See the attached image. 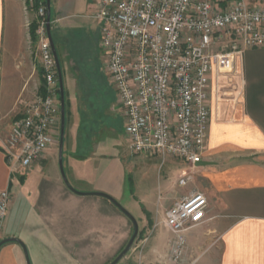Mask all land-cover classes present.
<instances>
[{"label":"crops","instance_id":"crops-1","mask_svg":"<svg viewBox=\"0 0 264 264\" xmlns=\"http://www.w3.org/2000/svg\"><path fill=\"white\" fill-rule=\"evenodd\" d=\"M30 1L0 0V193L11 194L0 243L18 240L0 247V264L113 262L134 226L110 200L91 194H105L121 205L133 202L142 210V228L147 221L141 214L149 216L156 230L145 248L143 264H149L150 255L162 252L159 229L165 227L166 213L196 192L206 196L209 206L204 220L185 234V263L264 264V48L238 56L230 74H212L202 161L208 165L161 158V165L170 164L157 188L129 187L133 153L117 94L107 116L81 109L79 73L68 57L78 37L100 42L102 24L94 17L100 0H50L66 101L62 163L72 190L61 174L60 136L28 169L7 153L13 122L43 84L31 36L37 11ZM34 1L47 7V0ZM136 249L119 264H138Z\"/></svg>","mask_w":264,"mask_h":264},{"label":"built area","instance_id":"built-area-1","mask_svg":"<svg viewBox=\"0 0 264 264\" xmlns=\"http://www.w3.org/2000/svg\"><path fill=\"white\" fill-rule=\"evenodd\" d=\"M37 11L35 44L42 89L16 119L7 153L28 169L58 142L61 124L57 63L47 32V7ZM100 47L134 155L203 161L214 72L230 74L236 58L264 48V0H100ZM186 179L181 180L185 184ZM11 194L0 193V233ZM208 200L196 192L176 202L165 226L175 236L173 260L185 255L186 232L205 218Z\"/></svg>","mask_w":264,"mask_h":264},{"label":"rangeland","instance_id":"rangeland-1","mask_svg":"<svg viewBox=\"0 0 264 264\" xmlns=\"http://www.w3.org/2000/svg\"><path fill=\"white\" fill-rule=\"evenodd\" d=\"M68 50L69 60L75 63V69H77L76 72L78 71L79 73V91L77 99L79 101L80 108L85 109L87 112L90 111L96 115L98 114V117L99 114L107 116L112 105L116 103L114 101L116 97V90L108 75L106 68V55L100 47V42L98 43V41L93 37H78ZM61 63L63 65V62ZM169 158L170 157H166L168 162L170 161ZM129 161V169L132 171L130 178L133 179V182H129V187L131 184H136L140 188L141 186H147L150 189L157 188L160 183V176H163L166 173L168 165L170 164L161 165V157H149L144 154H133ZM128 203V200H125L122 205L137 220L140 229L139 234L141 233V238H137L133 246V248L137 247L134 254L137 257L138 264H143L146 260L145 248L147 242L149 238L156 233V230L152 229L151 220H148L149 216H147L145 212L144 214H141V216L143 215V218L147 222L144 223L145 227H140L139 219L142 210L133 202L131 205ZM159 233L164 238L163 247L161 249L162 252L157 255H150L149 264H187L185 263V260H183L185 256H183L182 260L177 263L173 260L172 251L175 236L171 230L165 226L162 227V229H159Z\"/></svg>","mask_w":264,"mask_h":264},{"label":"water","instance_id":"water-1","mask_svg":"<svg viewBox=\"0 0 264 264\" xmlns=\"http://www.w3.org/2000/svg\"><path fill=\"white\" fill-rule=\"evenodd\" d=\"M47 32H48V36L52 45V49H53V54L57 63V68H58V77H59V85H60V105H61V130H60V140H59V159H60V168H61V174L62 177L66 183V185L70 188V184L65 176L64 170H63V163H62V157H63V145H64V135H65V122H66V101H65V91H64V82H63V76H62V71H61V66H60V61H59V57L57 54V50L55 47V44L53 42L52 39V35H51V9H50V0H47ZM208 165L207 163H203L201 162L200 164H197V166H206ZM73 190V189H72ZM91 195H95V196H99V197H103L106 198L108 200H110L123 214H125V216H127L129 218V220L132 222L133 226H134V233L130 239V241L128 242L127 246L125 247V249L117 256V258L111 262L110 264H119L131 251V249L133 248L135 241L137 240L138 236H139V224L137 222V220L132 216L131 213H129L121 204H119L116 200H114L113 198L105 195V194H91ZM9 242H18V240L16 239H7L3 242L0 243V247L6 243Z\"/></svg>","mask_w":264,"mask_h":264},{"label":"trees","instance_id":"trees-1","mask_svg":"<svg viewBox=\"0 0 264 264\" xmlns=\"http://www.w3.org/2000/svg\"><path fill=\"white\" fill-rule=\"evenodd\" d=\"M35 29H36V26L33 25L31 27V36H32V39L34 40V43H35ZM138 238H141V233L139 234V237Z\"/></svg>","mask_w":264,"mask_h":264},{"label":"flooded vegetation","instance_id":"flooded-vegetation-1","mask_svg":"<svg viewBox=\"0 0 264 264\" xmlns=\"http://www.w3.org/2000/svg\"><path fill=\"white\" fill-rule=\"evenodd\" d=\"M60 130H61V124H60Z\"/></svg>","mask_w":264,"mask_h":264}]
</instances>
